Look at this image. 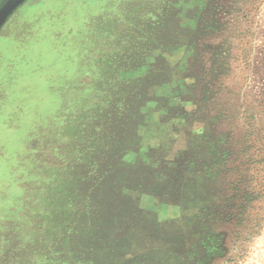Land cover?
<instances>
[{
	"label": "rangeland",
	"instance_id": "obj_1",
	"mask_svg": "<svg viewBox=\"0 0 264 264\" xmlns=\"http://www.w3.org/2000/svg\"><path fill=\"white\" fill-rule=\"evenodd\" d=\"M264 260V0H29L0 34V264Z\"/></svg>",
	"mask_w": 264,
	"mask_h": 264
},
{
	"label": "water",
	"instance_id": "obj_2",
	"mask_svg": "<svg viewBox=\"0 0 264 264\" xmlns=\"http://www.w3.org/2000/svg\"><path fill=\"white\" fill-rule=\"evenodd\" d=\"M29 0H3L0 5V34L13 15Z\"/></svg>",
	"mask_w": 264,
	"mask_h": 264
},
{
	"label": "clouds",
	"instance_id": "obj_3",
	"mask_svg": "<svg viewBox=\"0 0 264 264\" xmlns=\"http://www.w3.org/2000/svg\"><path fill=\"white\" fill-rule=\"evenodd\" d=\"M252 264H264V260L257 259L255 261H253Z\"/></svg>",
	"mask_w": 264,
	"mask_h": 264
},
{
	"label": "flooded vegetation",
	"instance_id": "obj_4",
	"mask_svg": "<svg viewBox=\"0 0 264 264\" xmlns=\"http://www.w3.org/2000/svg\"><path fill=\"white\" fill-rule=\"evenodd\" d=\"M3 0H0V5L2 4Z\"/></svg>",
	"mask_w": 264,
	"mask_h": 264
}]
</instances>
